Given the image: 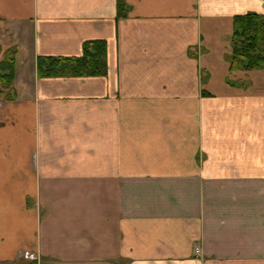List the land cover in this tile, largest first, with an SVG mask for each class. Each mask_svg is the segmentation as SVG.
<instances>
[{
  "label": "crops",
  "instance_id": "obj_1",
  "mask_svg": "<svg viewBox=\"0 0 264 264\" xmlns=\"http://www.w3.org/2000/svg\"><path fill=\"white\" fill-rule=\"evenodd\" d=\"M125 2L0 0V264H264V69L227 62L264 0ZM97 39L106 76L37 78Z\"/></svg>",
  "mask_w": 264,
  "mask_h": 264
},
{
  "label": "trees",
  "instance_id": "obj_2",
  "mask_svg": "<svg viewBox=\"0 0 264 264\" xmlns=\"http://www.w3.org/2000/svg\"><path fill=\"white\" fill-rule=\"evenodd\" d=\"M115 3L117 19L125 18L129 6L125 0H115ZM231 47L227 57L230 74L264 69V15L249 12L234 16ZM106 50V41L97 39L84 41L78 56H38L36 76L38 79L104 77L107 75ZM14 78L13 53L7 51L0 60V98L5 101L15 97Z\"/></svg>",
  "mask_w": 264,
  "mask_h": 264
},
{
  "label": "rangeland",
  "instance_id": "obj_3",
  "mask_svg": "<svg viewBox=\"0 0 264 264\" xmlns=\"http://www.w3.org/2000/svg\"><path fill=\"white\" fill-rule=\"evenodd\" d=\"M7 51H10L11 53H13V58H14V63H15L16 62V55H17V53H16L17 48L16 47H10V48H7L4 52L0 50V53H6ZM19 54L21 56L22 53H19ZM0 58L2 59V55H0ZM251 71H253V70H251ZM29 262H32V261H28L27 263H29Z\"/></svg>",
  "mask_w": 264,
  "mask_h": 264
},
{
  "label": "built area",
  "instance_id": "obj_4",
  "mask_svg": "<svg viewBox=\"0 0 264 264\" xmlns=\"http://www.w3.org/2000/svg\"><path fill=\"white\" fill-rule=\"evenodd\" d=\"M29 260H32V259H29ZM33 260H35V259H33Z\"/></svg>",
  "mask_w": 264,
  "mask_h": 264
}]
</instances>
